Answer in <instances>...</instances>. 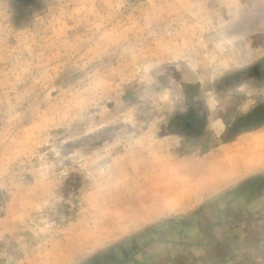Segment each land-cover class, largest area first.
Returning <instances> with one entry per match:
<instances>
[{"label":"rangeland","instance_id":"rangeland-1","mask_svg":"<svg viewBox=\"0 0 264 264\" xmlns=\"http://www.w3.org/2000/svg\"><path fill=\"white\" fill-rule=\"evenodd\" d=\"M262 63L264 0H0V264L264 257Z\"/></svg>","mask_w":264,"mask_h":264},{"label":"crops","instance_id":"crops-1","mask_svg":"<svg viewBox=\"0 0 264 264\" xmlns=\"http://www.w3.org/2000/svg\"><path fill=\"white\" fill-rule=\"evenodd\" d=\"M258 131H261V128H257V129L249 130L245 132L255 133ZM244 133L242 132L239 134L243 135ZM239 134L236 136L235 139H233L230 142L235 143L236 139L239 138ZM262 163L259 162V165H262V166H260L258 169L254 167L257 164L253 163L249 159L246 161L243 160L241 163H237L238 166H233V169H232L234 171L232 174L233 178L225 179V181L229 179L228 180L229 182L228 184H226V186L223 189H227L230 187H231L230 189H232V188L240 186V189H242V196H245L248 193H250V190L252 189L249 185L257 181V182H260V184L263 187L259 192H257L254 195V197L257 198V200L261 201L264 198V164ZM222 179L223 178H219V181L222 182ZM244 203H245V200L243 199V202L241 204L237 203V204L230 205V209L228 213L235 215V213H237L239 208L241 207L244 208L245 206H247ZM255 206L257 207V210L259 211V213L263 215L264 214V204L260 203L259 205H255ZM247 226H249V228ZM247 226H246L248 228L247 230L250 231V227L253 226V223L248 221ZM261 249H263L264 251V245ZM260 255L261 253L259 254V256H247V255L229 256V258L227 259H225L224 256H211L210 260H211V263H214V264H260L261 262L262 264H264V257ZM263 255H264V252H263Z\"/></svg>","mask_w":264,"mask_h":264},{"label":"water","instance_id":"water-1","mask_svg":"<svg viewBox=\"0 0 264 264\" xmlns=\"http://www.w3.org/2000/svg\"><path fill=\"white\" fill-rule=\"evenodd\" d=\"M248 199H244L245 200V206L244 208L241 207V218H242V226L240 228L239 224H237L236 226L234 225V227H229L227 226L226 229L228 230L227 236L229 238H232L233 241L235 239H237L236 243H245V241H248L249 244L250 243H254V241H258V243H260V247L262 248L264 245V214H260L259 211L257 210V207L255 205H259L257 198H255L253 195L248 194ZM221 214V213H220ZM219 214V215H220ZM248 221L253 223V226L250 227V231L247 230L249 228L248 225ZM221 220L219 219L216 224H221ZM217 225V226H219ZM248 228H247V227ZM235 228L237 229H241L242 233H238V231H235ZM259 228V230H258ZM205 232V231H204ZM240 232V231H239ZM183 233V232H181ZM211 237H213V232H209L208 233ZM253 234L255 236H253ZM242 235V238H241ZM190 245H193L192 243H190V241L188 242ZM203 243V242H202ZM197 245H201L199 243H196ZM205 244V243H204ZM207 245V244H206ZM218 247V246H217ZM216 247V248H217ZM220 249H225V246H219ZM218 247V249H219ZM224 258H229V256H224Z\"/></svg>","mask_w":264,"mask_h":264},{"label":"flooded vegetation","instance_id":"flooded-vegetation-1","mask_svg":"<svg viewBox=\"0 0 264 264\" xmlns=\"http://www.w3.org/2000/svg\"><path fill=\"white\" fill-rule=\"evenodd\" d=\"M264 64L262 63V66H263ZM260 67H261V64L259 65ZM260 71H261V69H259ZM253 113V112H252ZM261 113H260V110H259V112H257V113H253L252 115L250 114L247 118H243V119H241L237 124H234V125H231L232 127L234 126V127H239V126H241V125H243V124H250L251 122H256V121H261V119L262 120H264V117L263 118H261ZM263 116V115H262ZM261 124V123H260ZM261 126V125H260ZM189 127H191V125H189ZM257 128H259V125L257 126V127H254V128H252V129H249V130H254V129H257ZM240 129H238L237 130V132L239 131ZM248 130V129H247Z\"/></svg>","mask_w":264,"mask_h":264}]
</instances>
